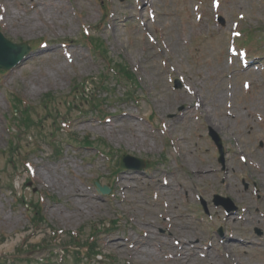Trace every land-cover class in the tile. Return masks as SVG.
Masks as SVG:
<instances>
[{"label": "rangeland", "instance_id": "374dc122", "mask_svg": "<svg viewBox=\"0 0 264 264\" xmlns=\"http://www.w3.org/2000/svg\"><path fill=\"white\" fill-rule=\"evenodd\" d=\"M0 1V16L5 13L0 29L6 37L31 45L39 39L47 41L46 46L35 48L15 68L0 73V264H58L61 256H53L48 249L19 253L24 235L32 233L28 241L33 243L50 235L52 226L63 231L61 237L67 231H79L83 240L96 224L102 223L109 230L103 231L102 226L96 231V241L104 253L113 257V264H144L147 259L134 256L129 245L118 250L106 243L111 239L129 244L145 240L150 231L144 222L147 218L155 222L152 229L158 242H163L162 247H156L162 251L153 264H264V0H218L219 5L214 0H151L154 18L149 21L144 1L107 0L110 15L101 24L99 0ZM34 2L43 3L36 12L29 9ZM12 14L18 15L19 24L10 18ZM218 16L224 19L223 25ZM83 24L99 26V36L110 55L131 67L138 82V99L120 98L122 86H115L117 97L107 96L99 104L95 93L91 98L79 88L72 90L74 81L98 77L105 68V61L93 56L82 43H61L77 40ZM235 29L249 31L252 41L246 49L250 59L261 63H256L258 67L253 64L244 68L240 58L228 52ZM240 39L242 42L244 35ZM174 78L181 80V87L174 88ZM245 80L250 82L249 89L243 88ZM98 90L94 84L93 91ZM49 92L57 99L44 107L40 99ZM13 96L37 105L35 113L42 118L41 136L36 129H29L26 132L35 137L19 134L15 139L17 151L29 163L27 172L23 165L14 169L7 159L9 99ZM199 102L200 111L193 110ZM227 111L239 114L238 118H228ZM103 114L108 116L103 118ZM63 115L68 120L69 133L104 139L111 154L104 156L96 148L69 144L63 139L68 128L59 136L61 150L55 154L50 138L44 135L56 127ZM209 121L221 131L225 145L235 149L228 156L232 167L228 175L219 172L221 165L207 135ZM163 131L166 135L161 134ZM168 135L175 147L170 145ZM108 146L104 148L106 152ZM121 152L149 163L143 171L120 169L112 174L114 164L108 158H116ZM241 154L247 157L246 163L240 160ZM201 162L209 163L216 172L204 177L194 175L191 165L200 166ZM124 172H135L137 176L123 195L115 180ZM48 174L53 180L48 179ZM54 175L95 195L97 207L86 210L83 203L68 195ZM164 178L173 190L160 186L157 180ZM96 180L113 190L107 195L99 193ZM183 188L189 190V196ZM20 192L27 201L42 197L48 223L39 231L31 232L28 210L15 201ZM214 193L231 199L237 205L236 213L226 217L221 207L212 204ZM121 195L126 198L121 200ZM200 199H205L208 213L203 212ZM199 213H204L203 218H198ZM171 214L172 222H165L164 218ZM112 220L116 223L108 228ZM218 224L225 238L234 235L240 242L223 240L225 247L217 246L219 250H213L215 257L209 258L206 243L218 244ZM163 229L180 236L188 233L205 256L198 251L193 256L190 251L187 259H170L177 248H167L170 234L163 233ZM256 229L262 233L258 235ZM182 230L185 232L179 233ZM224 249L231 255L230 261L218 256Z\"/></svg>", "mask_w": 264, "mask_h": 264}, {"label": "bare ground", "instance_id": "6f19581e", "mask_svg": "<svg viewBox=\"0 0 264 264\" xmlns=\"http://www.w3.org/2000/svg\"><path fill=\"white\" fill-rule=\"evenodd\" d=\"M43 5V3L41 2H35L34 4H32L29 9H34L33 12L37 11V8L39 6ZM27 9V7H26ZM43 9V8H42ZM41 9V10H42ZM8 16H11V14H8ZM41 16V15H39ZM17 20H14V18ZM16 24H19L21 22V20L18 18V15H13L12 17H10ZM215 128V127H214ZM216 131H219L217 129H215ZM154 145V144H152ZM192 169V173L194 175L197 176H201L204 177L205 175L208 174V172L206 170H203L202 166H198V165H192L191 166ZM39 175V172H38ZM137 176V174L135 172H124V174H122L121 176H119V178L117 179V184L120 186L121 189H127L129 188V182L133 179H135ZM48 179L53 180L51 177L52 175L48 174ZM56 181H60V184L66 187V192L68 191V195H70L72 198H75L77 200L80 201V203H83L84 208L86 210H90L92 208H96L97 204L94 201V196L93 195H88V193L78 187L75 184H71L70 182L66 181L64 182L58 175H54L53 176ZM158 183L160 184V186L164 187L165 189H174V187L170 184L169 181L166 180H157ZM189 195V194H188ZM187 195V196H188ZM81 208V206L79 207ZM174 216V215H173ZM174 219V218H173ZM145 224L150 228V231H148V233L144 236L146 237L145 240H139V241H135V242H130L127 243V241L125 240V242L123 240H109L107 242V246H115L118 248V250H122L126 247V245H129L130 250L132 249L133 254L136 256H140L141 259H143L144 261H146L145 259H147V262H145L144 264H153L152 260L153 259H158L159 258V254L161 249L157 250V246H161V244L158 242L157 240V234L154 232L153 226L155 224L154 221L150 220L149 218L144 220ZM186 227V226H184ZM163 233H165V229L162 230ZM185 231L182 230L179 233H184ZM168 233L170 234V241L169 243H166L168 248H171L172 245L177 248L176 252L171 253V258H177L179 260H184L187 259L189 256V252L191 251V253L193 254V256H195L197 253L196 251L199 249L198 244H196L195 242H192L191 239H189V234L185 233L183 234V236H180L179 234H176L175 231H168ZM235 242V240H232ZM155 250V251H154ZM179 250H181V252H179ZM144 257V258H142Z\"/></svg>", "mask_w": 264, "mask_h": 264}, {"label": "water", "instance_id": "95a60500", "mask_svg": "<svg viewBox=\"0 0 264 264\" xmlns=\"http://www.w3.org/2000/svg\"><path fill=\"white\" fill-rule=\"evenodd\" d=\"M27 52H28V47L26 45L12 44L4 40L0 35V66L8 67L14 64L16 61L22 58L23 55L26 54Z\"/></svg>", "mask_w": 264, "mask_h": 264}]
</instances>
